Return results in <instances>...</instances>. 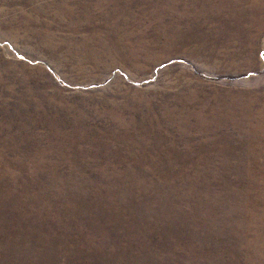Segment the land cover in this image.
I'll list each match as a JSON object with an SVG mask.
<instances>
[{"label":"rangeland","instance_id":"obj_1","mask_svg":"<svg viewBox=\"0 0 264 264\" xmlns=\"http://www.w3.org/2000/svg\"><path fill=\"white\" fill-rule=\"evenodd\" d=\"M0 264H264V0H0Z\"/></svg>","mask_w":264,"mask_h":264}]
</instances>
